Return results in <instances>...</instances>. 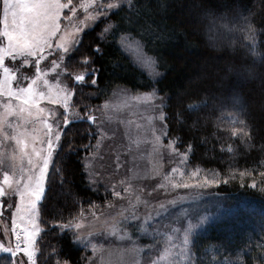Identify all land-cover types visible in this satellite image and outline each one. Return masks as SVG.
I'll list each match as a JSON object with an SVG mask.
<instances>
[{"label": "snow or ice", "instance_id": "1", "mask_svg": "<svg viewBox=\"0 0 264 264\" xmlns=\"http://www.w3.org/2000/svg\"><path fill=\"white\" fill-rule=\"evenodd\" d=\"M221 20L222 27L240 34L241 46L254 61L264 56L258 50L259 30L251 13ZM98 23L101 25L99 42L94 43L87 54L80 53L82 33ZM146 36L163 38L155 35L152 25L145 27L142 23L138 0H79V3L75 0H0V169L3 170L0 219L6 213L11 217V227L5 224L0 233V253L6 254L0 264H38L39 255L43 254L38 240L43 222L37 204L47 191L49 167L54 163L55 152L61 147V138L67 134L69 124L86 120L95 126L96 145L85 146L87 157L83 167L88 170L89 190L99 191L103 183L99 179L101 173L91 168V162L103 159L99 154L103 140L116 135L115 131L105 127L106 120L111 123L112 119L107 116L109 102L105 99L101 105L81 108L73 98L78 91L83 95L85 88L102 91L96 60L104 55V44L114 45L122 53L130 54L133 63L150 77L158 76L156 58L144 50ZM76 53H80L79 58L72 63ZM246 70L250 71V68ZM50 74H53L51 79ZM149 89L130 96L146 111H151L150 122L157 119L160 122V128L152 124L145 137V142L152 145L150 155L155 161L152 171L158 178L148 195L163 190L167 196L180 189L190 190V195L160 201L155 216L151 211L142 216L139 212L141 204L146 209L153 206L132 191L128 179L105 185L108 194L104 198L106 207L117 209V199L126 201L110 217L113 223L109 225L106 221L104 226L98 227L95 209L99 206L91 201L92 211L81 209L67 220L51 223L54 229L70 232L74 244L83 245L85 250L91 248V255L82 257L85 264H197V255L193 251L197 229L209 217L200 214L198 208H181L180 215L176 216L169 212L168 206L175 207L193 196L198 198L200 193L193 190L221 183L227 185L235 180L239 181L241 188L264 193V159L243 169L230 167L227 175L218 171L207 172L199 167L189 169L188 156L192 146L187 145V151L181 153L175 139L164 142L168 135L165 98L159 96L151 85ZM119 92L129 95L126 88L119 89ZM202 106H208L207 99L187 104L186 111H196ZM213 107L218 113V131L251 147V127L241 113L232 111L236 105L230 103L229 97L214 98ZM225 111L227 117L223 115ZM221 150H225L223 144ZM226 150L234 152L232 144H228ZM165 153L173 165L168 171L163 170ZM116 159V168L119 169L120 157ZM138 191L142 193L144 189L141 187ZM109 195L114 199H109ZM117 216L121 218L119 221ZM121 224L123 227L119 226ZM99 235L105 237V243L94 242ZM141 236L147 237L149 242L138 243ZM113 237L117 243H112ZM250 243L249 239L243 245L248 251H251L248 248ZM257 247L264 248V239ZM52 256H56L55 264H73L71 258H59L54 248L49 258Z\"/></svg>", "mask_w": 264, "mask_h": 264}, {"label": "trees", "instance_id": "2", "mask_svg": "<svg viewBox=\"0 0 264 264\" xmlns=\"http://www.w3.org/2000/svg\"><path fill=\"white\" fill-rule=\"evenodd\" d=\"M147 26L163 38L155 53L159 75L148 77L114 45L104 44V55L96 60L101 79L99 89L85 88L73 98L82 108L99 105L117 88L135 94L157 90L165 98L167 138L175 139L180 152L192 148L188 167L228 174L230 167L243 169L264 159V56L254 58L242 47L240 34L222 27L221 18L231 20L237 14L249 15L258 31V50L264 53V0H138ZM101 25L82 33L80 53L99 42ZM80 53L75 54V63ZM250 68V71L246 70ZM91 93V95H89ZM227 95L251 127V147L229 138L217 129L214 98ZM207 99L208 106L188 112L186 105ZM227 117L228 113H223ZM95 127L86 120L69 124L56 150L54 163L46 178L47 191L38 204L43 231L38 237L42 255L38 264H55L59 258H71L73 264H85L83 248L74 244L71 233L51 227L53 221L67 220L74 213L89 209V201L100 200L89 190L83 158L85 146H93ZM223 144L225 150H221ZM232 144L234 152L226 149ZM59 169V172L56 170ZM212 191L229 202L196 234L197 264H264V193L241 188L235 180L212 186ZM251 240L248 249L245 241ZM215 249V251H214ZM6 258L0 254V262Z\"/></svg>", "mask_w": 264, "mask_h": 264}, {"label": "rangeland", "instance_id": "3", "mask_svg": "<svg viewBox=\"0 0 264 264\" xmlns=\"http://www.w3.org/2000/svg\"><path fill=\"white\" fill-rule=\"evenodd\" d=\"M76 3H79V0H75ZM82 12V10H78ZM148 19L142 18V23L147 27ZM155 35H158L154 31ZM159 39H154L152 37L146 36L145 43V52L150 56H155V53L158 49ZM128 58L132 61V64L143 71L148 77L149 74L143 70L139 65L133 63V58L128 53H124ZM157 61V59H156ZM43 63V62H42ZM157 72L159 73V63H157ZM53 74L49 75V78H52ZM150 77V78H156ZM119 89H115L110 96L107 98L109 105L107 110V116L111 117V123H108L106 120L105 127L109 128L112 131H115L116 135L111 139H104L100 148L99 154L103 157V159H96L91 162V168L97 172L101 173V177L103 183L99 186V195L97 197H101L100 200L93 202L99 207L95 209L97 212L98 219L95 221L98 227L104 226L105 222L110 225L113 221L110 219L111 216L115 215V212L119 210V206L122 204H126V201L116 200L117 209H111L105 206L104 198L108 195L105 192V185L110 183H115L116 181L124 178L128 179L132 184V191L140 194L143 199L148 200L152 204L151 209H146L143 204L139 207V212L143 216L146 211H151L152 215L155 216L156 211L159 209L156 207L158 202L165 201L167 199H172L176 196H189L190 190L180 189L169 193L167 196L163 194V190H158L157 192H153L151 196L148 193L152 188L155 187L158 182V178L153 175V165L154 158L150 153L152 152V145L145 142L147 129L151 127L152 124L155 125L157 129L160 128V122L157 119L156 121L150 122L148 117L152 115L150 110H145L143 105L139 102L133 101L130 99L132 93L129 95H123L119 92ZM136 94V93H135ZM105 101V100H104ZM101 102L99 105L104 103ZM49 107H53L52 105H48ZM97 115H100L97 113ZM122 121V123H121ZM140 127H137V126ZM95 127V126H94ZM127 133V135H125ZM97 139V138H96ZM167 143V139L164 140ZM96 145V140L93 146ZM183 153V152H181ZM117 156L120 157L119 163L121 167L119 169L116 168L117 164ZM87 155L83 158V164L85 163ZM173 165L168 162L167 153H165L163 170L168 171ZM84 169L85 177L86 172L88 170ZM2 169H0V179H2ZM87 180V178H86ZM88 182V180H87ZM121 187H123L121 185ZM143 188L144 191L140 193L138 191L139 188ZM198 191L200 193L199 197L193 196L192 199H188L182 202H179L175 207L168 206L169 212L174 213L176 216L180 215L181 208H198L199 213L202 215H207L209 217L208 221L202 225L201 228L197 229V232L200 231L206 224H208L216 214L226 211L229 207V202L224 200L223 197L215 194L212 191V188L206 189H198L193 190ZM96 192V191H95ZM97 193V192H96ZM109 199H114L110 195ZM15 199V197L13 198ZM39 204V202H38ZM37 204V208H38ZM92 211V209L85 210V212ZM103 214V215H101ZM167 215V214H165ZM89 220H92L91 216H88ZM121 218L116 217V220L119 221ZM159 219V217H157ZM195 222V221H194ZM7 224L9 228L11 227V217L10 213H6L2 219H0V233L3 232L4 225ZM123 227V224L119 225ZM134 231V230H133ZM138 235V233L136 234ZM134 235V239L136 238ZM72 236V235H71ZM112 243H117L115 238H111ZM105 243V237L103 235H99L96 237L94 242ZM149 240L147 237L141 236L138 243L144 244L148 243ZM83 248V245L76 244ZM84 251V256L91 255V248H88ZM2 255L3 253H0Z\"/></svg>", "mask_w": 264, "mask_h": 264}]
</instances>
